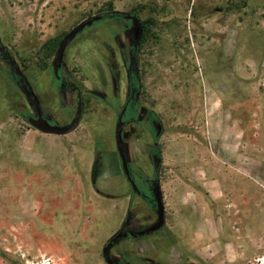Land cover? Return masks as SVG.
Masks as SVG:
<instances>
[{
	"label": "rangeland",
	"instance_id": "1",
	"mask_svg": "<svg viewBox=\"0 0 264 264\" xmlns=\"http://www.w3.org/2000/svg\"><path fill=\"white\" fill-rule=\"evenodd\" d=\"M126 15L151 21L137 50ZM79 98L68 134L27 122L67 125ZM156 186L163 228L116 238L155 222ZM113 238L118 264L264 257V0H0V264H107Z\"/></svg>",
	"mask_w": 264,
	"mask_h": 264
},
{
	"label": "water",
	"instance_id": "2",
	"mask_svg": "<svg viewBox=\"0 0 264 264\" xmlns=\"http://www.w3.org/2000/svg\"><path fill=\"white\" fill-rule=\"evenodd\" d=\"M99 19H100L99 17H96L92 20H89L85 23L78 25L77 27L72 29L68 34H66L62 38V40L59 42L57 50H56L55 58H54L53 63H52L53 74L56 78H59L58 73H59V70L62 66L63 56H64V52H65L66 47L74 40V38L82 30H84L87 26H90L94 21H97ZM125 19L130 21V27H129V29L126 30L125 33L130 39L133 50H137L139 45H140L142 36H143L142 23L138 18L133 17L131 15H126ZM15 74L18 76H21V74L17 70H15ZM20 82H22V79H20ZM17 85H19L21 92L25 95V97L30 102V104H33L34 101L32 99V94L28 90L27 86L25 84L20 85L19 82L17 83ZM81 113H82V103H81V100L79 98L78 104L76 107L75 115H74L73 119L71 120V122L67 125H64V126L52 125L46 119H44L41 116H38L36 118L29 116L27 118V122L29 123V125L31 127H33L34 129H36L42 133L52 134V135H65V134L72 132L77 127V125L80 121V118H81ZM123 115H124V110H122L120 112L119 117H118L117 122H116V126H115L114 139H115V144H116V150H117L119 159L121 161V166H122L123 172H124L128 182H129L130 186L132 187V190L137 195H140V191H139L138 187L136 186V184L134 183V181L132 180L130 173H129V169H128L127 147H126V144H125L123 137H122V131H123V128L125 125V123L122 120ZM153 125L156 129V135L158 136L161 132V127H160V125H158L156 123H153ZM152 160L154 163V168L157 169L159 164H160V160L156 156H153ZM153 200H154V206H155L156 220L151 225L146 226V227L140 229L139 231H137V233L135 234L137 236L142 237V236L152 235V234L160 231L164 226L165 213H164V207H163L162 198H161L158 186H156L154 188ZM132 235H133V233L129 232V233H125L123 235H117L116 238H121V237L127 238V237H131ZM114 240H115V238H113L110 242L106 243L105 247L102 250L103 259L105 260V262L107 264H118L117 261L113 260L109 255V250L112 247V242Z\"/></svg>",
	"mask_w": 264,
	"mask_h": 264
},
{
	"label": "trees",
	"instance_id": "3",
	"mask_svg": "<svg viewBox=\"0 0 264 264\" xmlns=\"http://www.w3.org/2000/svg\"><path fill=\"white\" fill-rule=\"evenodd\" d=\"M110 9H111V7H110ZM110 18L121 19V18H123V16H122L121 14H119V13L111 12L110 14H107V15L102 16V17H101V20H104V19H110ZM141 23H142V27H143V36H142V39H141V42H140V43H143V42L145 41V39H146V36H147L148 24H150L151 21H144V22H141ZM58 42H60V41L58 40L57 43H56V45L59 44ZM51 43H52V41H51ZM49 44H50V42H49ZM56 45H55V46H56ZM28 117H29V116H28ZM28 117H27V118H28ZM27 118H26V119H27ZM138 231H139V230H138ZM132 233H133V235H132L131 237H127V238H139V237H141V236H137V235H135V234L137 233V231H133ZM110 241H111V240L109 239V240L107 241V243L110 242Z\"/></svg>",
	"mask_w": 264,
	"mask_h": 264
},
{
	"label": "built area",
	"instance_id": "4",
	"mask_svg": "<svg viewBox=\"0 0 264 264\" xmlns=\"http://www.w3.org/2000/svg\"><path fill=\"white\" fill-rule=\"evenodd\" d=\"M252 264H264V257L256 259Z\"/></svg>",
	"mask_w": 264,
	"mask_h": 264
},
{
	"label": "flooded vegetation",
	"instance_id": "5",
	"mask_svg": "<svg viewBox=\"0 0 264 264\" xmlns=\"http://www.w3.org/2000/svg\"><path fill=\"white\" fill-rule=\"evenodd\" d=\"M151 191H152V194H153V197H154V188H151ZM141 196H143L144 198L147 197L144 194H141ZM150 201H151V205L153 206L154 205V200L150 199Z\"/></svg>",
	"mask_w": 264,
	"mask_h": 264
}]
</instances>
